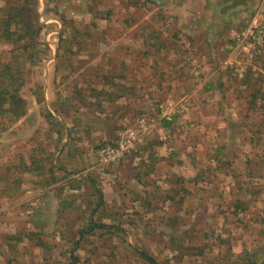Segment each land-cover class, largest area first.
I'll return each instance as SVG.
<instances>
[{
	"label": "rangeland",
	"instance_id": "obj_1",
	"mask_svg": "<svg viewBox=\"0 0 264 264\" xmlns=\"http://www.w3.org/2000/svg\"><path fill=\"white\" fill-rule=\"evenodd\" d=\"M9 6L29 11L28 17L42 28L30 52L15 60L23 77L20 96L27 108L25 116L11 124L0 116V166L16 162L19 155L27 160L30 148L41 143L60 170L42 179L22 174L20 189L10 196L0 194V264H6L8 257L10 264H71L73 248L76 264H149L139 253L157 264H264V98L263 106L250 107L243 99L247 91L242 90L246 80L249 88L255 85L264 92V37L254 45L241 36L254 19L264 27V0H169L164 6L148 0H0V10ZM110 24L116 33L139 36L149 44L150 58L135 59L136 66L164 69L166 76L160 79L169 92L159 104L170 103L178 116L162 134L153 129L161 123L156 119L135 146L154 134L155 144L165 143L163 154L175 155L171 159L178 165V173L172 175L166 169H150L149 175L158 179L166 174L173 186L162 187V193L156 194L152 193L156 188H150L146 198L140 192L129 193V186L118 182L119 165L98 164L96 146L115 139L80 143L81 117L68 127L66 139L64 128L69 121L57 109L70 105L45 97L51 72L95 65L91 63L95 60L98 66L115 64L107 41L114 33ZM238 34L237 43L234 36ZM98 40L101 51L96 56L91 51ZM12 48L0 43V62L13 61ZM189 69L195 84L186 94L179 88ZM217 69L225 74L209 75ZM207 79L215 86L210 94L202 91ZM155 108L153 104L143 110L118 132L132 128L141 117L155 119ZM46 109L56 114L62 128L45 118ZM52 130L63 134L58 143ZM201 136L207 137L204 142L209 146L201 143ZM192 145L200 159L194 166L186 157ZM214 145L226 147L224 156L233 165L231 170L221 167L222 181H231L235 191L217 196L195 187V195L187 196L185 188L191 187L183 180L192 176L203 181L197 172L205 166L202 159L209 153L205 150ZM6 174L0 167L1 186ZM236 178L243 183L240 188L233 182ZM237 198L244 211L235 209ZM89 218L106 227L95 229L75 246ZM22 232L38 236L19 237V243L10 248L9 236ZM41 238L48 251L37 245ZM250 256L255 260L248 263Z\"/></svg>",
	"mask_w": 264,
	"mask_h": 264
},
{
	"label": "crops",
	"instance_id": "obj_2",
	"mask_svg": "<svg viewBox=\"0 0 264 264\" xmlns=\"http://www.w3.org/2000/svg\"><path fill=\"white\" fill-rule=\"evenodd\" d=\"M190 26L192 25L190 24ZM110 27V31L114 33L107 36V41L109 44L108 47L110 52V61L114 60V65L98 66L96 62L97 60H95L94 62H91L95 65L61 68L57 72L49 73V94L45 95L46 99L48 101H51V99L52 101H57L59 99L60 103H69L71 106L65 108L63 107L62 110L57 109L59 113L63 112L61 115H64L69 121L64 128V136L66 139H69L68 127L75 125L74 119L77 117H81L79 129H81L80 131L83 132L80 143L97 144L101 141L104 142L105 140L107 141L116 139L119 133L118 131L122 128V125L126 127L125 125H128V123H130L133 118L142 115V113H144L143 110L145 111L151 107V105L154 104V107L157 104L159 105L160 98L165 97V95H167L169 92L166 82L163 81V79H160L166 76V74L163 75L162 73L164 69L157 72L152 67H148L149 69H147L136 66L135 59L140 57L142 58V56L145 59L150 58V55L145 57V52H149V50L146 51L147 46L144 42V39L139 36H130L129 34L120 35L119 33L115 32V26L113 24H110ZM99 42L100 40L94 42V50L91 51L94 53V55L96 54V56H98L99 52L101 51L99 48ZM188 62L189 60L186 63ZM125 63H131V66L130 64L128 66ZM204 69H206L205 66ZM189 71L191 72L189 76L188 74L185 76L189 77L186 80V82L189 83V87L186 89V94H191L190 92H192L191 90H193V85L195 83L193 80L194 75L192 74V69H189ZM201 72L204 73L203 70ZM221 74L225 73L220 72L219 69L209 71V75L211 76L215 75L217 77ZM159 75L161 77H159ZM173 78V85H176L178 81L176 75H174ZM50 81L51 83L49 84ZM211 81L213 80L207 79V82L202 85H204L206 88H209L207 84ZM204 86L202 87V90L204 89ZM176 87L179 88L180 84ZM176 87L170 86L173 91L178 90ZM214 88L215 86L213 83L212 88L207 93L210 94ZM166 91L167 94H165ZM164 99L168 100V98ZM220 99L221 97H219L218 100ZM217 101L215 102L217 105H219L220 103ZM232 101H234L233 98ZM72 115H74L73 118H71ZM153 129L156 130L157 134H162V132L164 133L166 131V128L162 127L161 123L155 125ZM201 135H205L204 132H202ZM154 137V134H152L134 149V151L139 153L134 157L130 166H127L126 164L123 166L124 173H122L120 169H117L116 172V175H118V182L126 184L131 189L129 190V193L140 192L141 194L139 195H145V198L146 194H150V188L155 187L156 192L152 193L156 194L162 193V187L173 186L172 181L168 180L166 174H163V176H166V178L162 177L159 179L158 176L153 177V175L137 177L138 172H142L145 167H148L147 165H151L149 162L151 161L150 153H152L154 157L158 158L157 164L154 165L156 168L161 169V171L166 169L171 172L170 175H172V173H178L177 162L171 159L172 157L174 159L175 155L172 156V153H168L167 156L166 154H163L167 149L166 147L168 146H165V143L160 145L158 143L156 145L154 142L156 141V138ZM220 137L223 140L225 139V137L222 135H220ZM201 138V143L209 146L207 142H204L207 137L201 136ZM209 138L213 139V137ZM159 139L161 141L164 139V137ZM76 141L77 140H73L74 143H76ZM153 144L154 146L152 147L151 145ZM193 145L191 150L186 149V151L192 152L194 150ZM213 147L214 146H212V148H210L208 151L205 150L209 153L206 156H203L204 160L202 159V162L205 161V166L203 167L204 170H206L208 166L215 165V162H213L210 158ZM95 158L97 159L96 149ZM187 159L190 161L188 157ZM167 160H169L170 163H167ZM190 164L191 166L195 165L191 161ZM127 172H129V176H125L127 175ZM244 179L247 181V178ZM209 180H211V184L209 183ZM209 180L206 179L205 181L203 180L201 182H195V177L192 176L183 180V182L185 181L191 187L190 190L189 188H185L187 196L195 195L193 190L195 187L200 188L202 190L201 193L205 190H211L210 192L216 193L217 196H219L221 193L224 195L226 194L227 196V190L230 193L231 187L233 186L226 184L224 181L218 183L215 179L209 178ZM233 182L238 183L237 187L239 188L243 186V183L239 182L237 178L233 180ZM224 185H226L225 191L223 190ZM216 187H218V189L214 190L213 188ZM217 191H219V193H217ZM135 202L137 203L138 201Z\"/></svg>",
	"mask_w": 264,
	"mask_h": 264
},
{
	"label": "trees",
	"instance_id": "obj_3",
	"mask_svg": "<svg viewBox=\"0 0 264 264\" xmlns=\"http://www.w3.org/2000/svg\"><path fill=\"white\" fill-rule=\"evenodd\" d=\"M3 12V14H2ZM0 43H8L13 48L10 50L11 59L13 61L9 62H0V116L5 117L6 122L8 124L14 123L15 121L19 120L21 117L25 116L26 114V108L27 104L26 101L20 96V90L23 86V77L21 70L19 69V63L15 60L20 59L22 55L30 52V48L32 49L35 40L39 36V33L41 31L42 26H37V24H34L33 20L28 17L29 11H24L22 9H19L14 6H9L6 8H3L0 10ZM146 45H149L147 42H145ZM152 46V44H151ZM154 47V46H152ZM156 47V44H155ZM154 47V48H155ZM149 52H145V57L149 56ZM180 76V73H179ZM202 77V76H201ZM187 78L181 79V89H187L189 87V83L186 82ZM246 85L242 86V90L247 91L245 95H243V99H246L245 101L248 103V106H257L258 104L263 106L262 99L264 98V92L257 90V88L254 87L249 88L246 80H244ZM195 84V83H194ZM208 87L206 88L204 86V89L202 91L208 92L212 86L213 83L208 82ZM168 91L169 87L167 85ZM182 91V90H181ZM158 104L156 105L155 110H157ZM45 118L50 121V123H53L57 127H61L59 122L54 118V116L46 109V113L44 114ZM178 116L174 117V122H166L162 121V127L168 128L171 125H174L175 119ZM49 123V124H50ZM50 134L56 135V141L57 143L62 138V132L60 130H52ZM48 136L52 138L53 136ZM49 137H47L49 139ZM55 141V142H56ZM110 143V142H107ZM159 143V142H157ZM253 143V142H251ZM104 143H101L99 146H96V152L97 150L103 146ZM36 148H30L31 154L28 157L27 160H24L21 155L17 156V161H11L10 166H6L5 164H2L0 167L4 168L7 174L5 177H2V184H0V194H6L10 196L17 190L16 188L20 189V186L22 184V174L25 175H32L33 177H37V179H42L44 174L53 175L56 170H60V168H56L53 163L51 162V158H49L51 155L48 154V150L43 147V144L37 143ZM160 145V143H159ZM250 146V145H249ZM227 151L225 146H219L214 145L212 154L210 155V158L213 162H215V169H200L197 172V177H201L204 181L206 179L209 180V178L215 179L218 183H220L224 177H222V171L221 167L228 168L229 170L232 169V163L231 161H228L226 158L227 156H224V152ZM139 152H136L134 150L130 151L128 154L126 153L124 157L117 163L119 165L118 170L120 169L122 173H124L123 166L126 164L127 166H130L131 162L133 161L134 157ZM196 150L194 149L192 152H187L186 157L190 159V161L195 164V162H200V159L195 155ZM150 159L151 165H147L148 167H145V169L140 173L143 176H149L150 169L153 168L155 164H157L158 158L154 157L152 153H150ZM4 162V161H3ZM203 163V162H202ZM230 163V164H229ZM115 165V164H114ZM111 166V165H108ZM235 169V167H234ZM218 171V172H217ZM236 171V169L234 170ZM217 172V173H215ZM16 174V176L14 175ZM144 173V174H143ZM215 173V174H214ZM1 181V180H0ZM198 179L195 178V182H197ZM209 183L211 184V180H209ZM226 184H231V181ZM238 184V183H237ZM229 185V186H230ZM226 185H224L223 190L225 191ZM214 190L218 189V187L213 188ZM231 191H234V188L231 187ZM230 193L232 194V192ZM236 197V196H235ZM237 204L235 205V209L239 211H244V204L241 202V200H238L237 198ZM255 216L258 217V215L255 213ZM106 226L97 225L95 221L92 220V218H89V221L87 223V226L80 232L79 240H77L75 243V246L79 244V242L86 237V235H90V233H93L95 229H105ZM28 233L22 232L18 234H13L12 236H9V247L14 248V246L19 243L20 241L19 237L27 236L29 239H32L35 235V233ZM8 236V235H7ZM38 236V235H37ZM37 245L40 248H44L45 250L50 248L48 244L41 238L40 240H36ZM74 248L69 251L71 264L77 263V258L74 256ZM140 257L144 259L149 264H157L156 261L151 257L148 256L145 253H139ZM247 262L251 263V261L255 260L250 256V258H247ZM4 261L6 264H10V258H4ZM253 263V262H252Z\"/></svg>",
	"mask_w": 264,
	"mask_h": 264
},
{
	"label": "built area",
	"instance_id": "obj_4",
	"mask_svg": "<svg viewBox=\"0 0 264 264\" xmlns=\"http://www.w3.org/2000/svg\"><path fill=\"white\" fill-rule=\"evenodd\" d=\"M241 34L247 42H251L254 45L262 43L264 37V27L262 24L254 19L252 24L244 30ZM234 40L238 43L239 34L234 36ZM155 119L147 120L145 117H141L137 120L136 124L125 131L118 133L117 138L110 143H104L97 152V162L99 165H113L117 164L127 153L135 149L137 142L141 141L142 134L151 128L158 119L159 122L166 121L173 123L175 112L174 107L169 104H159L157 110H155ZM142 135V136H141Z\"/></svg>",
	"mask_w": 264,
	"mask_h": 264
},
{
	"label": "water",
	"instance_id": "obj_5",
	"mask_svg": "<svg viewBox=\"0 0 264 264\" xmlns=\"http://www.w3.org/2000/svg\"><path fill=\"white\" fill-rule=\"evenodd\" d=\"M148 1H150L151 3L157 4V5H159V6H164L165 4L168 3L169 0H148ZM51 113H52L55 117H57L56 114H55L53 111H51ZM62 146H63V144L61 145V147H62Z\"/></svg>",
	"mask_w": 264,
	"mask_h": 264
}]
</instances>
